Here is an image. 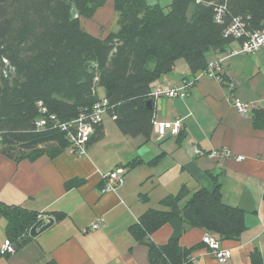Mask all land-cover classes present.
Segmentation results:
<instances>
[{"label":"crops","instance_id":"obj_1","mask_svg":"<svg viewBox=\"0 0 264 264\" xmlns=\"http://www.w3.org/2000/svg\"><path fill=\"white\" fill-rule=\"evenodd\" d=\"M86 32L104 38L95 26ZM239 49L235 41L228 53ZM219 56L211 53L208 60ZM179 62L152 90L178 88L193 79L187 63ZM222 66L223 80L202 77L184 99H154V120L181 119L178 135L169 132L159 139L153 126L149 138L130 137L107 115L103 137L91 142L84 155L70 146L55 151L54 143L41 146L42 153L33 158H18L19 148L13 156L0 151V205L55 219L48 230L6 254L7 220L0 216V264H151L149 244H167L173 226L164 225L144 241L135 239L131 227L149 210L164 209L161 202L182 187L212 189L215 181L223 201L246 212L247 229L238 241H220L232 256L219 262L203 244L207 232L188 228L180 246L193 249L189 264H264V125L254 119L256 111L264 110V48L230 56ZM236 102L250 105L245 116ZM194 146L205 152L228 149L232 156H197ZM134 161L138 164L131 167ZM119 167L126 169L124 185L101 193L103 175ZM99 220L103 228L83 232ZM254 252L260 253L259 263L253 262Z\"/></svg>","mask_w":264,"mask_h":264},{"label":"trees","instance_id":"obj_2","mask_svg":"<svg viewBox=\"0 0 264 264\" xmlns=\"http://www.w3.org/2000/svg\"><path fill=\"white\" fill-rule=\"evenodd\" d=\"M105 2L0 0L1 152L13 156L19 148L18 158H33L44 145L56 144L55 151L69 147L52 122L38 130L41 108L69 122L91 110L101 98L99 87L122 133L149 138L155 110H148L146 102L155 81L172 73L180 59L195 76L206 69L211 53H228L236 40L225 32L236 18L249 32L264 28V0H174L167 12L145 0H114L119 28L99 38L83 29L81 19H91ZM219 8L224 10L221 22ZM254 119L257 126L264 125V110L256 111ZM102 137L100 125L90 143ZM161 206L131 227L135 239L144 241L164 225L173 226L167 244H149L151 264H189L193 249L180 246L188 228L204 229L220 241H238L247 229L246 212L223 201L217 181L212 189L195 192L184 186ZM0 216L7 220V238L15 251L33 239L29 232L41 220L32 211L8 205H0ZM252 259L259 263L260 253Z\"/></svg>","mask_w":264,"mask_h":264},{"label":"built area","instance_id":"obj_3","mask_svg":"<svg viewBox=\"0 0 264 264\" xmlns=\"http://www.w3.org/2000/svg\"><path fill=\"white\" fill-rule=\"evenodd\" d=\"M223 8L217 9V21L221 22ZM226 37L235 39L236 41H241L240 49L237 51H232L224 55H220L217 59L209 61L205 70L200 71L193 77L192 80L186 81L182 86L172 89H156L152 90L151 97L155 98L166 96L168 98H181L184 99L189 95V89L202 77H209L217 80H223L222 70L223 62L230 56L246 53L254 54L259 52L264 48V28L260 31L249 32L247 30L245 22L240 18L234 19L231 25L225 32ZM232 88L234 85L229 83ZM235 107L238 112L245 116L250 108L249 104L246 103H235ZM110 102L103 96L101 97L91 108L90 111L81 114L78 118L71 120L69 122H60L56 116L47 115V110L42 107L40 118L36 121V127L38 130L47 129L49 124H53L55 128L60 129L66 136L69 142L71 151L78 155H84L86 149L90 143L91 138L96 133L97 127L103 124L104 117L109 115ZM153 126L159 137L163 139L167 136L169 132L174 135H178L182 129V120L177 119L175 121L169 122H158L153 121ZM193 152L197 156L207 155L212 158H219L223 156H232L228 149L212 150L210 152H205L194 146ZM237 161H242L243 157H237ZM126 169L124 167H119L112 172L103 175V186L101 188V193H106L109 191H116L119 187L123 186L125 183ZM103 220H99L91 225V227L84 229V233L89 231H96L103 228ZM203 244L208 248L211 254L219 261L223 262L231 258L232 252L230 250L224 249L221 246L220 240L212 234L207 233L203 238ZM15 252V246L10 240H6L4 243L3 253L12 254Z\"/></svg>","mask_w":264,"mask_h":264},{"label":"rangeland","instance_id":"obj_4","mask_svg":"<svg viewBox=\"0 0 264 264\" xmlns=\"http://www.w3.org/2000/svg\"><path fill=\"white\" fill-rule=\"evenodd\" d=\"M148 6H160L163 11L167 12L174 0H145ZM118 16L115 8L114 0H106L104 6L98 10L91 19H81L82 27L85 31H89V28L94 27L98 36L105 37L107 32L118 30ZM179 63H185V60L180 59ZM98 94L100 97L104 96L103 88H98Z\"/></svg>","mask_w":264,"mask_h":264},{"label":"water","instance_id":"obj_5","mask_svg":"<svg viewBox=\"0 0 264 264\" xmlns=\"http://www.w3.org/2000/svg\"><path fill=\"white\" fill-rule=\"evenodd\" d=\"M146 108L148 110L154 109V100L149 99L146 102ZM55 223V219L53 217H47L41 219L38 223H36L30 230L29 235L32 238L38 237L40 234L48 230L50 227H52Z\"/></svg>","mask_w":264,"mask_h":264}]
</instances>
